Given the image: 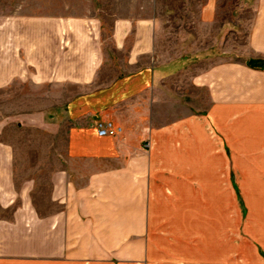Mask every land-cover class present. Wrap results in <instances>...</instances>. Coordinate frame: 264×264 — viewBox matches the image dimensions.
Instances as JSON below:
<instances>
[{"label": "crops", "instance_id": "crops-1", "mask_svg": "<svg viewBox=\"0 0 264 264\" xmlns=\"http://www.w3.org/2000/svg\"><path fill=\"white\" fill-rule=\"evenodd\" d=\"M229 1L230 19L220 23ZM202 19L220 24L226 44L219 60L193 76L207 101L187 116L186 96L171 92L180 64L154 63L152 21L116 20L91 30L58 19L7 25L12 45L0 88L18 77L79 92L64 106L63 130L57 125L63 149L50 174L47 210L29 191L16 195L10 159L0 156L1 212L22 197L11 218L0 216V264H201L202 209L219 219L225 213L214 228L204 224L213 229L207 264H233L227 213L237 209V196L249 224L257 221L264 197V0H206ZM243 22L245 44L229 45ZM165 99L183 110L157 123ZM38 113L29 114L32 126L40 124ZM104 121L124 133L100 137ZM247 239L248 254L264 264V247Z\"/></svg>", "mask_w": 264, "mask_h": 264}, {"label": "rangeland", "instance_id": "rangeland-1", "mask_svg": "<svg viewBox=\"0 0 264 264\" xmlns=\"http://www.w3.org/2000/svg\"><path fill=\"white\" fill-rule=\"evenodd\" d=\"M205 1L0 0V68L2 64H7L6 49L12 45L11 39L7 37L4 30L17 18L19 20H67L73 23L74 28L81 27L83 23L90 30L98 28L100 23L112 26L116 20H149L154 23L156 31L154 63L159 66L174 67L180 64L182 70L173 78L174 82L170 84L171 92L176 96H186L184 110L180 108L179 102L170 99L163 100L159 114L154 117V121L156 120L157 123L171 122L180 116L178 113L182 110L185 116L200 110L202 112L205 110L207 95L202 90L193 88L192 78L195 74L207 69L210 63L219 60L218 56L224 50L227 37L220 24L210 25L202 19ZM233 4L229 1L226 8L223 7L220 23H225L230 19L228 16H230ZM247 26L249 27L248 23L243 22L240 26L242 34L239 31L237 36L230 35L228 44L244 45ZM210 55H213L211 60ZM57 85L46 83L34 86L24 83L23 78L15 77L12 83L0 88V156H7L10 159L12 169L10 182L13 184L16 195L22 196L29 191L34 203L45 210L49 204L50 174L55 170L56 157L63 149L64 135L63 132H56L57 125H61L63 130L65 126L64 106L72 95L79 92L75 86L68 91ZM34 111L39 112L40 124L38 126L31 125L29 114ZM236 198L237 209L234 207L226 217L227 219L229 217L232 226L229 239L232 243L233 264H259L257 258L248 254L253 249V242L247 238L251 235L264 247V197H262V208L260 207L259 212H256L260 215V219L257 222L252 218V224H249L245 202H241L237 196ZM13 202L15 208L22 202V197H15ZM14 208L6 212L0 210V216L11 218ZM42 213L48 214V211H42ZM224 214L222 213L220 219L224 220ZM201 215V264H207L211 259L209 250L210 247L212 250L213 243L209 242L213 238V229L210 228L211 230L208 231L205 226L215 223L217 225L221 220L219 213L202 209ZM212 227L214 228V225ZM220 236V239L224 240V235ZM216 239H219L218 236ZM259 252L264 257L263 250L259 249ZM237 255L239 256L236 257Z\"/></svg>", "mask_w": 264, "mask_h": 264}, {"label": "built area", "instance_id": "built-area-1", "mask_svg": "<svg viewBox=\"0 0 264 264\" xmlns=\"http://www.w3.org/2000/svg\"><path fill=\"white\" fill-rule=\"evenodd\" d=\"M97 131L100 137H119L124 133L123 127L116 125L111 121L100 122L97 125Z\"/></svg>", "mask_w": 264, "mask_h": 264}]
</instances>
